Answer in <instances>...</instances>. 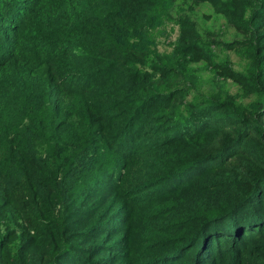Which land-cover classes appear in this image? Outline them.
I'll list each match as a JSON object with an SVG mask.
<instances>
[{"label": "trees", "instance_id": "trees-1", "mask_svg": "<svg viewBox=\"0 0 264 264\" xmlns=\"http://www.w3.org/2000/svg\"><path fill=\"white\" fill-rule=\"evenodd\" d=\"M176 1L0 0V264H264V0Z\"/></svg>", "mask_w": 264, "mask_h": 264}, {"label": "rangeland", "instance_id": "rangeland-1", "mask_svg": "<svg viewBox=\"0 0 264 264\" xmlns=\"http://www.w3.org/2000/svg\"><path fill=\"white\" fill-rule=\"evenodd\" d=\"M186 16L191 21L196 24V28L203 36H209L210 38L214 35H221L222 40H227L232 42L235 38H240V34L230 28L227 24L224 23L221 16L213 12L212 7L204 2L199 1L194 3L193 0H177L175 6L168 11L167 17H165L164 26L158 31V33L152 34L153 37L158 41V49L162 53H166V56L171 49V43L175 40L177 36L178 23L177 20L179 17ZM239 45H235L233 49H236ZM215 50H222V48H216ZM160 53L161 55H163ZM231 62H233V68L236 71L241 70L239 55L235 51H228ZM220 57H225L226 52L220 51ZM196 67L201 65V62H195ZM204 75H207L206 72H203ZM230 83L233 81L227 79ZM230 83V85H231ZM231 92L236 91V86L230 87Z\"/></svg>", "mask_w": 264, "mask_h": 264}]
</instances>
